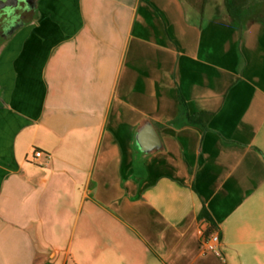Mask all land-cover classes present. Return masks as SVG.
<instances>
[{
	"label": "crops",
	"instance_id": "1",
	"mask_svg": "<svg viewBox=\"0 0 264 264\" xmlns=\"http://www.w3.org/2000/svg\"><path fill=\"white\" fill-rule=\"evenodd\" d=\"M238 2L36 0L0 43V264H264V0Z\"/></svg>",
	"mask_w": 264,
	"mask_h": 264
},
{
	"label": "water",
	"instance_id": "2",
	"mask_svg": "<svg viewBox=\"0 0 264 264\" xmlns=\"http://www.w3.org/2000/svg\"><path fill=\"white\" fill-rule=\"evenodd\" d=\"M36 0H0V25L9 12H21L27 10L29 13L26 21H29L35 11ZM136 142L144 153L162 148L160 136L150 121H145L138 129Z\"/></svg>",
	"mask_w": 264,
	"mask_h": 264
},
{
	"label": "flooded vegetation",
	"instance_id": "3",
	"mask_svg": "<svg viewBox=\"0 0 264 264\" xmlns=\"http://www.w3.org/2000/svg\"><path fill=\"white\" fill-rule=\"evenodd\" d=\"M27 10L21 12H9L0 25V43L7 39L17 28L26 22Z\"/></svg>",
	"mask_w": 264,
	"mask_h": 264
},
{
	"label": "built area",
	"instance_id": "4",
	"mask_svg": "<svg viewBox=\"0 0 264 264\" xmlns=\"http://www.w3.org/2000/svg\"><path fill=\"white\" fill-rule=\"evenodd\" d=\"M35 158L38 159L44 155L42 150H35ZM203 247L206 250L213 251L217 254L220 253V235L217 230L211 231L209 233L203 234Z\"/></svg>",
	"mask_w": 264,
	"mask_h": 264
},
{
	"label": "trees",
	"instance_id": "5",
	"mask_svg": "<svg viewBox=\"0 0 264 264\" xmlns=\"http://www.w3.org/2000/svg\"><path fill=\"white\" fill-rule=\"evenodd\" d=\"M238 1H242V0H233V3H234V5L236 4H239V2ZM181 105H182V108H183V110H185V112H187V109H186V104H185V102H184V100L182 99V103H181ZM186 115H187V117H188V121H195V116H189L188 115V113H186ZM205 125V124H204ZM136 165L137 166H139L140 165V162L137 160V163H136Z\"/></svg>",
	"mask_w": 264,
	"mask_h": 264
}]
</instances>
